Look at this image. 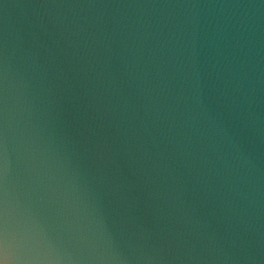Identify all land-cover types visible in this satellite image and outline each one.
Returning <instances> with one entry per match:
<instances>
[{"label":"water","instance_id":"obj_1","mask_svg":"<svg viewBox=\"0 0 264 264\" xmlns=\"http://www.w3.org/2000/svg\"><path fill=\"white\" fill-rule=\"evenodd\" d=\"M0 264H264V0H0Z\"/></svg>","mask_w":264,"mask_h":264}]
</instances>
